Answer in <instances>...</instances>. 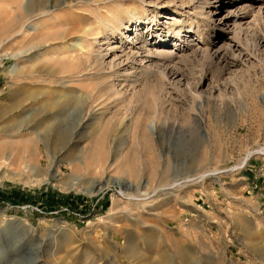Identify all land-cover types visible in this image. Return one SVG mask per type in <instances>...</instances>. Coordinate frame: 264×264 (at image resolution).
Segmentation results:
<instances>
[{
    "label": "rangeland",
    "instance_id": "374dc122",
    "mask_svg": "<svg viewBox=\"0 0 264 264\" xmlns=\"http://www.w3.org/2000/svg\"><path fill=\"white\" fill-rule=\"evenodd\" d=\"M20 139L0 264H264V0H0Z\"/></svg>",
    "mask_w": 264,
    "mask_h": 264
},
{
    "label": "bare ground",
    "instance_id": "6f19581e",
    "mask_svg": "<svg viewBox=\"0 0 264 264\" xmlns=\"http://www.w3.org/2000/svg\"><path fill=\"white\" fill-rule=\"evenodd\" d=\"M31 10H32V8L29 9V11H31ZM46 13L47 12H44V13L38 14V15H45ZM23 15L24 14L22 12L18 15V21H17L18 29L15 32V36L19 37L21 40L24 39L25 37H28L29 35H31V33H33L36 30V27L34 25L32 27H30L28 29V31L25 30V20H24ZM92 26H93V24L92 25L89 24L88 27L83 31V33H81L78 36V38H77L76 42H74V44H72L70 46L64 45L60 49H67V47H68L69 49H71L73 51L72 53H74V54L83 50L84 47H83L82 42L84 41L85 37L93 34L94 28L92 29ZM40 37H42V36H40ZM60 140H63V138H61ZM30 147H31V140H29V139H20V140L14 141V142L1 144L0 145V166L2 165V168H5L6 172H7L12 165V159L17 160V161H23L25 159V156L27 155V153H29ZM8 150H11V153H7Z\"/></svg>",
    "mask_w": 264,
    "mask_h": 264
}]
</instances>
